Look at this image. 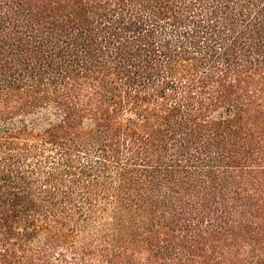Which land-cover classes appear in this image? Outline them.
<instances>
[{"label":"trees","instance_id":"obj_1","mask_svg":"<svg viewBox=\"0 0 264 264\" xmlns=\"http://www.w3.org/2000/svg\"><path fill=\"white\" fill-rule=\"evenodd\" d=\"M0 264H264V0H0Z\"/></svg>","mask_w":264,"mask_h":264},{"label":"rangeland","instance_id":"obj_2","mask_svg":"<svg viewBox=\"0 0 264 264\" xmlns=\"http://www.w3.org/2000/svg\"><path fill=\"white\" fill-rule=\"evenodd\" d=\"M21 120L32 125V127L36 130H40L44 128L45 125L47 126L49 122L54 121L55 118L52 115L48 114L46 111H39L37 113L24 117Z\"/></svg>","mask_w":264,"mask_h":264}]
</instances>
